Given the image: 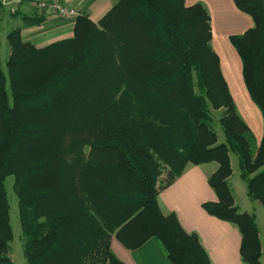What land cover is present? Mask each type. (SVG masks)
<instances>
[{
    "label": "trees",
    "instance_id": "16d2710c",
    "mask_svg": "<svg viewBox=\"0 0 264 264\" xmlns=\"http://www.w3.org/2000/svg\"><path fill=\"white\" fill-rule=\"evenodd\" d=\"M184 1L115 0L97 24L79 13L73 37L44 48L23 42L19 28L6 35L0 264H10L8 178L26 264H123L110 249L113 237L128 250L154 237L173 264H210L197 236L157 204L187 165L209 163L217 164L207 178L216 201L202 208L237 228L244 264H261L254 215L234 206L228 179L232 154L247 196L264 208V0H232L253 26L229 37L263 120L259 144L211 49L206 7ZM43 20L23 18L26 26Z\"/></svg>",
    "mask_w": 264,
    "mask_h": 264
},
{
    "label": "crops",
    "instance_id": "0c3cea01",
    "mask_svg": "<svg viewBox=\"0 0 264 264\" xmlns=\"http://www.w3.org/2000/svg\"><path fill=\"white\" fill-rule=\"evenodd\" d=\"M14 1H19L16 8L19 12L14 15L0 5V60L1 52L8 57L6 35L16 28L20 29L21 40L35 48H44L73 37L75 18L60 19L49 13H39L34 7L36 0ZM62 1L86 15L94 24L115 4V0ZM195 3H202L209 13L211 49L218 57L222 77L238 115L253 133L256 144H259L263 136V120L247 93L241 75V61L229 42L230 36L243 34L253 26V22L235 7L232 0L184 1L185 6ZM34 16H41L44 20L26 26L23 18ZM212 172L214 166L210 164L187 165L178 178L158 192L159 208L163 214H173L183 231L197 236L210 264H244L239 254L241 238L237 228L210 216L202 208L203 203L216 201L215 193L207 183ZM110 249L123 264H173L161 242L154 237L133 250L124 248L113 237Z\"/></svg>",
    "mask_w": 264,
    "mask_h": 264
},
{
    "label": "rangeland",
    "instance_id": "374dc122",
    "mask_svg": "<svg viewBox=\"0 0 264 264\" xmlns=\"http://www.w3.org/2000/svg\"><path fill=\"white\" fill-rule=\"evenodd\" d=\"M37 1L38 0H36L35 3H37ZM18 4L19 1L0 0V5L7 8L10 15H14L19 12L16 9ZM34 7H36V4H34ZM6 59L7 57H5L4 52H1V60H0L1 63L4 64ZM219 115H220V111L215 112L216 119H218ZM213 129L217 135L218 138L217 141L222 142L224 138L219 125L214 124ZM84 150H88V148H85ZM229 163L232 173L228 179V186L232 192L233 204L235 207H237L240 213H247L254 215L255 225L258 232V241L260 245L259 261L261 264H264V208L261 205V203H259L258 201H253L249 199V197L247 196L246 183L240 177L239 169L237 166V159L232 154L229 155ZM209 164L214 166V171L217 169L216 163H209ZM165 171H166V167L163 166L161 175L158 178V183L156 184L157 187H160L161 183L165 181ZM5 189H6V198L9 204L8 223L11 232V239L7 243L6 255L10 261V264H26L22 251V240L20 238L19 228H18V209H17V201L12 191V178H8V180L5 182ZM159 210L162 215L166 216V214L162 213L160 208Z\"/></svg>",
    "mask_w": 264,
    "mask_h": 264
},
{
    "label": "built area",
    "instance_id": "2783aa9c",
    "mask_svg": "<svg viewBox=\"0 0 264 264\" xmlns=\"http://www.w3.org/2000/svg\"><path fill=\"white\" fill-rule=\"evenodd\" d=\"M36 7L41 13H49L60 19H74L79 11L67 6L62 0H38Z\"/></svg>",
    "mask_w": 264,
    "mask_h": 264
}]
</instances>
